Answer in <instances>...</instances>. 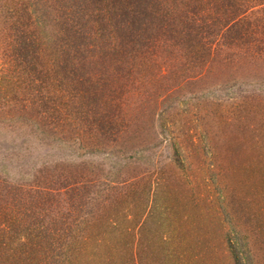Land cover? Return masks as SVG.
<instances>
[{
	"label": "rangeland",
	"instance_id": "obj_1",
	"mask_svg": "<svg viewBox=\"0 0 264 264\" xmlns=\"http://www.w3.org/2000/svg\"><path fill=\"white\" fill-rule=\"evenodd\" d=\"M22 1L0 0V180L50 191L18 230L59 227L82 264H264V5L244 16L246 40L216 37L205 67L183 52L161 74L144 69L124 102L97 99L84 131L61 132L35 88H10L52 66L20 56L30 23L52 43ZM13 4L18 21L4 14Z\"/></svg>",
	"mask_w": 264,
	"mask_h": 264
},
{
	"label": "trees",
	"instance_id": "obj_2",
	"mask_svg": "<svg viewBox=\"0 0 264 264\" xmlns=\"http://www.w3.org/2000/svg\"><path fill=\"white\" fill-rule=\"evenodd\" d=\"M22 2L24 9L38 6L40 16H46L40 19L41 27L49 26L52 43L45 48L42 36L46 33L41 34L39 28L35 33L30 23L18 33L22 36L20 56L52 57V66L39 61L29 67L27 82L16 80L10 88L15 94L35 88L43 98L39 102L42 114L51 125L54 121L60 125L61 132L84 131L88 108L95 106L97 99L111 105L116 96L124 102L128 84L142 78L144 69L159 68L161 63L157 72L161 74L163 67H173L183 52L194 56L192 60L199 68L205 67L209 62L205 55L216 37L226 33L231 40H246L254 31L250 24L244 25V16L248 10L264 5V0ZM12 7L4 14L18 21L21 16L12 9L19 6ZM209 35L212 40L207 39ZM116 101L118 106L121 101ZM58 111V117L52 118ZM104 113L113 120L107 108ZM49 191L48 186L31 191L0 180V264H82L84 259L72 234L59 227L54 225L52 232L47 228V232H35L27 226V233L18 230L28 212L44 208ZM24 205L27 212L21 211Z\"/></svg>",
	"mask_w": 264,
	"mask_h": 264
}]
</instances>
